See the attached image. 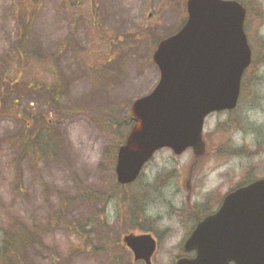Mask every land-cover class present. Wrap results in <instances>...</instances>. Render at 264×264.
Listing matches in <instances>:
<instances>
[{
	"label": "rangeland",
	"instance_id": "374dc122",
	"mask_svg": "<svg viewBox=\"0 0 264 264\" xmlns=\"http://www.w3.org/2000/svg\"><path fill=\"white\" fill-rule=\"evenodd\" d=\"M174 1L104 0V7L108 25L121 33L148 24L155 37L164 39L180 30L186 16L187 0ZM236 1L247 9L245 31L254 53L237 108L206 119V152L199 160L192 150L181 156L161 150L127 188L116 180L113 155L119 137L107 133L101 120L104 110L112 107L122 117L131 115L132 104L154 91L160 81L152 61L155 50L151 43L139 44L137 59L125 62L113 78L89 73L81 63L90 60L87 53L76 59L67 44L85 51L86 25L71 24L65 0L45 1L34 36L47 55L61 49L65 84L61 113L55 117L42 96L22 97L20 113L49 116L61 142L52 159L20 158V184L13 163L19 152L9 142L17 123L0 119V225L14 221L36 235L24 253L29 264H144L134 262L123 242L126 235L143 233L158 241L153 264H175L198 221L215 213L238 186L264 178V152H258L264 149V0ZM180 2L184 6L176 5ZM11 10L12 0H0V56L14 39ZM87 190L100 192L103 201L90 203L83 196ZM112 190L113 195L106 197ZM136 210L142 212L141 219L133 218ZM136 225L149 232L134 229ZM79 230L84 231L83 240ZM103 242L117 244L112 253L115 261L84 246L99 247Z\"/></svg>",
	"mask_w": 264,
	"mask_h": 264
},
{
	"label": "water",
	"instance_id": "95a60500",
	"mask_svg": "<svg viewBox=\"0 0 264 264\" xmlns=\"http://www.w3.org/2000/svg\"><path fill=\"white\" fill-rule=\"evenodd\" d=\"M188 19L153 55L160 81L131 107L134 121L118 150L115 173L122 186L134 183L163 149L196 161L206 152V118L237 108L242 79L252 65L244 30L246 9L237 1L188 0ZM189 185V183H188ZM135 262L152 264L157 243L149 234L124 237ZM176 264H264V179L225 196L200 221Z\"/></svg>",
	"mask_w": 264,
	"mask_h": 264
},
{
	"label": "trees",
	"instance_id": "16d2710c",
	"mask_svg": "<svg viewBox=\"0 0 264 264\" xmlns=\"http://www.w3.org/2000/svg\"><path fill=\"white\" fill-rule=\"evenodd\" d=\"M45 1L12 0L11 11L15 22L14 39L10 41L6 53L0 56V119L11 118L17 123V130L10 137L9 142L18 149L20 156L13 162L17 169L19 184L20 158L52 159L61 142L53 130L54 123L49 116L33 112L20 113L19 100L25 96H42L54 111L55 117L61 113L60 101L65 87L60 68L61 49L56 54L47 55L34 36V24L40 16ZM171 1L174 0H166V3ZM65 5L71 24L74 26L84 22L88 33L86 52L79 51L70 43H67L68 46L73 49L76 59L82 58L87 53L90 60L82 59L81 63L85 65L89 73H100L102 78H113L125 62L136 60L139 44L151 43L149 45L154 51L162 40L155 37L152 27L148 24H141L126 34L109 26L104 0H65ZM176 5H181V2ZM182 6H184L183 3L180 7ZM185 21L186 16L183 24ZM103 113L105 117L101 120V124L104 130L112 136L119 137L113 155L116 160L118 149L125 143L133 120L130 114L120 116L114 107L104 110ZM125 130H127L126 134L122 132ZM262 148L258 152H264ZM18 192L22 193L21 187L18 188ZM93 192L87 190L83 193L84 198L94 204L103 201L104 197L100 192ZM113 192L112 190V194L106 197L112 196ZM125 200L123 199L124 204ZM126 209L132 216L131 210L128 207ZM141 217L142 212L136 210L133 218L141 219ZM134 229L149 232L137 225ZM29 230L20 224L16 225L14 221L6 226L0 225V264H29L25 259V249L37 239L36 235ZM80 233L82 234L77 233L80 235L79 238L84 239V231L81 230ZM87 244L84 245L87 250L105 252L109 254L112 262L117 258L113 255V245L117 244L103 242L99 247L93 248Z\"/></svg>",
	"mask_w": 264,
	"mask_h": 264
},
{
	"label": "flooded vegetation",
	"instance_id": "af4514ba",
	"mask_svg": "<svg viewBox=\"0 0 264 264\" xmlns=\"http://www.w3.org/2000/svg\"><path fill=\"white\" fill-rule=\"evenodd\" d=\"M258 16H261V14H258ZM262 17V16H261ZM262 18H264V17H262ZM259 21V18H257V22ZM258 39L260 40L261 39V35L259 34L258 35ZM253 55H254V53H253ZM183 256V255H182ZM188 256L190 257V258H192V257H194L195 256V253L193 252V253H191V254H188Z\"/></svg>",
	"mask_w": 264,
	"mask_h": 264
}]
</instances>
